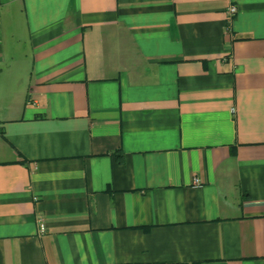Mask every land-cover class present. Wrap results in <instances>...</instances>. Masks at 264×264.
Masks as SVG:
<instances>
[{
    "label": "crops",
    "instance_id": "0c3cea01",
    "mask_svg": "<svg viewBox=\"0 0 264 264\" xmlns=\"http://www.w3.org/2000/svg\"><path fill=\"white\" fill-rule=\"evenodd\" d=\"M0 264H264V0H0Z\"/></svg>",
    "mask_w": 264,
    "mask_h": 264
},
{
    "label": "built area",
    "instance_id": "2783aa9c",
    "mask_svg": "<svg viewBox=\"0 0 264 264\" xmlns=\"http://www.w3.org/2000/svg\"><path fill=\"white\" fill-rule=\"evenodd\" d=\"M228 17H229V23L231 22L232 18L236 15L237 13V6L235 5H231L229 8H228ZM194 182L196 184L200 183V179L198 178H195ZM39 225H40V230H41V233H43L45 230H46V223L44 220H41L39 221Z\"/></svg>",
    "mask_w": 264,
    "mask_h": 264
},
{
    "label": "trees",
    "instance_id": "16d2710c",
    "mask_svg": "<svg viewBox=\"0 0 264 264\" xmlns=\"http://www.w3.org/2000/svg\"><path fill=\"white\" fill-rule=\"evenodd\" d=\"M121 156H119V158H120Z\"/></svg>",
    "mask_w": 264,
    "mask_h": 264
}]
</instances>
